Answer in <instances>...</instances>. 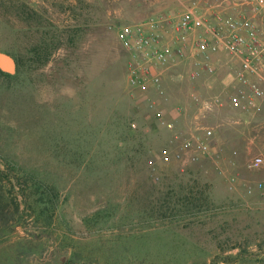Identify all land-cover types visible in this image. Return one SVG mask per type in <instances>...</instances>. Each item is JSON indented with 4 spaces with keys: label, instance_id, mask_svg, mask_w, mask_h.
I'll return each mask as SVG.
<instances>
[{
    "label": "rangeland",
    "instance_id": "374dc122",
    "mask_svg": "<svg viewBox=\"0 0 264 264\" xmlns=\"http://www.w3.org/2000/svg\"><path fill=\"white\" fill-rule=\"evenodd\" d=\"M193 1L155 14L148 0H0V51L18 60L0 79V170L29 179L24 203L0 174L21 214L0 230V264H264V191L245 186L264 184V169L246 166L264 147V102L250 113L209 108L199 120L217 152L165 163L172 134L127 83L117 27L157 17L166 29ZM38 42L32 69L26 52ZM224 65L196 80L192 58L164 71V109L189 102L168 115L177 129L198 114L193 93L223 95ZM181 201L196 207L181 214Z\"/></svg>",
    "mask_w": 264,
    "mask_h": 264
},
{
    "label": "built area",
    "instance_id": "2783aa9c",
    "mask_svg": "<svg viewBox=\"0 0 264 264\" xmlns=\"http://www.w3.org/2000/svg\"><path fill=\"white\" fill-rule=\"evenodd\" d=\"M163 22V18L151 17L122 23L116 39L127 52L126 77L132 93L146 104L155 121L171 132L175 142L161 148V161L197 162L217 152L213 130L198 116L189 128L177 129L168 115L179 114L181 107L171 112L161 105L166 96L163 73L169 65L192 58L189 79L196 80L202 71L212 75L216 69L214 55L224 53L232 68L226 75L230 81L224 83L223 95L207 101L193 93L191 101L202 108L229 106L243 113L259 111L264 101V0H195L171 19L166 29ZM246 166L253 171L264 169V147ZM216 172L226 176L230 187L235 186L233 173L220 166ZM245 186L248 193L264 191L261 181Z\"/></svg>",
    "mask_w": 264,
    "mask_h": 264
},
{
    "label": "trees",
    "instance_id": "16d2710c",
    "mask_svg": "<svg viewBox=\"0 0 264 264\" xmlns=\"http://www.w3.org/2000/svg\"><path fill=\"white\" fill-rule=\"evenodd\" d=\"M41 42L38 43H34L31 44L30 47L27 48V52L26 54H28L29 56H32L31 60H29L31 63L29 64L32 69H34V67H32V61L35 62L36 60L34 59V56H38L40 54V50H41ZM49 48V47H48ZM48 48H46V50H48ZM51 49L49 48L48 50V57L51 54ZM16 64H18V60H16ZM18 66V65H17ZM17 66H16V70H17ZM12 74H9L7 72L1 71L0 70V79H6V78H11ZM0 174L5 175L7 181L10 182V184H12L13 182V178H15L14 174L11 171H7L4 174L3 170H0ZM1 179V178H0ZM16 183L18 186H20V194L22 195L23 201L24 203H26V199L28 198V194H26L25 192H23L24 190V184L29 180L26 179L24 181H21L19 179V177H17V179L15 178ZM40 182V181H39ZM38 187V185H37ZM8 191H10V189H8ZM12 202V203H11ZM19 201H17L16 196L13 197L12 195L9 197V195L7 196L6 192H3V185L1 184L0 181V230L2 229V227H5L9 222H12V224H16L17 222H14V220H16L17 218H20V215H18V213L20 212V208H19ZM180 202H178L177 204L179 205ZM10 204H14L11 208H10ZM180 213H186L187 211L190 212L191 209H193L194 207H196V204L193 203V207H190V205H186L185 202L181 201L180 204ZM36 208L33 209L34 213L36 212ZM40 212L38 211L37 214H39ZM17 215V216H16ZM20 244V241L17 243ZM10 259V258H9Z\"/></svg>",
    "mask_w": 264,
    "mask_h": 264
},
{
    "label": "crops",
    "instance_id": "0c3cea01",
    "mask_svg": "<svg viewBox=\"0 0 264 264\" xmlns=\"http://www.w3.org/2000/svg\"><path fill=\"white\" fill-rule=\"evenodd\" d=\"M148 1H149L148 11H150L152 13H155V14H165V13H170V12L179 11L180 9H183L184 5H185V2L187 0H148ZM223 7L226 8V7H229V6L228 5H223ZM217 57H218L217 55H214V57H213L215 59L216 67H217L218 64H220V65L221 64H225L224 66H226V68H227L226 73L224 74L223 78L221 79V82L224 84V83H227V82L230 81V79L226 75L231 70L232 64L229 61L228 56L226 57L227 59L224 60V61H223V59L225 57L223 55L218 57L219 59ZM162 81H163V85H164V87L166 89L167 77H166V74H164V73H163V76H162ZM190 104H193L194 106L197 107L198 114H197V112L194 113V115L192 117V120H191V125H189V127L192 126V124H194L196 116L201 118L205 114V112H207L208 109H209V108H202L201 105H196L192 101H190ZM187 105H189L188 101L185 102V106H183L182 104L180 106H181V108H185ZM215 148H217V147L215 146Z\"/></svg>",
    "mask_w": 264,
    "mask_h": 264
},
{
    "label": "water",
    "instance_id": "95a60500",
    "mask_svg": "<svg viewBox=\"0 0 264 264\" xmlns=\"http://www.w3.org/2000/svg\"><path fill=\"white\" fill-rule=\"evenodd\" d=\"M0 70L9 74H14L16 71V61L8 52L0 51Z\"/></svg>",
    "mask_w": 264,
    "mask_h": 264
}]
</instances>
